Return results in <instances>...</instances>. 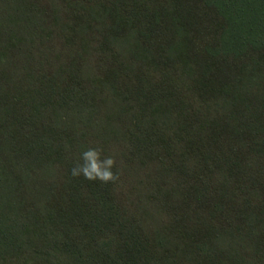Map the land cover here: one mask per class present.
<instances>
[{"label":"trees","instance_id":"1","mask_svg":"<svg viewBox=\"0 0 264 264\" xmlns=\"http://www.w3.org/2000/svg\"><path fill=\"white\" fill-rule=\"evenodd\" d=\"M67 1L0 0V264H264V0Z\"/></svg>","mask_w":264,"mask_h":264},{"label":"clouds","instance_id":"2","mask_svg":"<svg viewBox=\"0 0 264 264\" xmlns=\"http://www.w3.org/2000/svg\"><path fill=\"white\" fill-rule=\"evenodd\" d=\"M117 161L114 156H105L102 148H88L80 154L79 161L72 167L73 177L89 181L115 182L119 175L113 171Z\"/></svg>","mask_w":264,"mask_h":264},{"label":"rangeland","instance_id":"3","mask_svg":"<svg viewBox=\"0 0 264 264\" xmlns=\"http://www.w3.org/2000/svg\"><path fill=\"white\" fill-rule=\"evenodd\" d=\"M51 3H57V4H60V5H62V2H61V0H49ZM67 1V0H66ZM76 0H68L67 2H69V4H71L72 2H75ZM80 2H81V0H80ZM65 5V1H63V6ZM91 67H93V66H91ZM116 152H117V155L118 154H120L121 153V149L120 148H118V147H116ZM110 152H112L111 150H110ZM115 152V151H114ZM112 155L115 157V153H112ZM116 161H117V164L119 165V166H122L123 165V162L121 161V157H119V159L117 160V157H116ZM131 179L130 180H133L132 181V183L135 185V186H133L134 187V189L136 190V189H139V188H144V189H147L149 186H148V177H149V174L148 173H146V174H144L143 176H136L135 174H132L131 175ZM126 178L128 179L129 177L128 176H126ZM129 185H130V182H129ZM126 188V186L125 187H123L120 191H124V189ZM126 192H128L127 191V188H126ZM133 195L134 194H132V197H131V201H129V204L131 203V206L132 207H134L133 206V204H134V197H133Z\"/></svg>","mask_w":264,"mask_h":264}]
</instances>
